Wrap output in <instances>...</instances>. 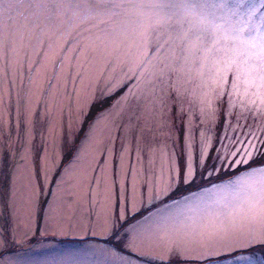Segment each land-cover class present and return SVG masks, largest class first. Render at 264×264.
I'll list each match as a JSON object with an SVG mask.
<instances>
[{
  "label": "rangeland",
  "instance_id": "obj_1",
  "mask_svg": "<svg viewBox=\"0 0 264 264\" xmlns=\"http://www.w3.org/2000/svg\"><path fill=\"white\" fill-rule=\"evenodd\" d=\"M4 15L32 39L6 40L0 60V264H161L154 257L169 248L193 253L209 241H243L245 200L264 175L254 171L264 168V120L238 118L227 96L215 101L214 120L202 115L210 64L203 79L185 66L150 90L151 66L137 67L130 32L101 43L89 23L49 21L27 4L6 3ZM49 45L57 55L46 60ZM134 95L140 112L156 99L168 117L162 127L145 135L129 118ZM249 140L261 146L243 163L238 142ZM189 144L194 177L165 188Z\"/></svg>",
  "mask_w": 264,
  "mask_h": 264
},
{
  "label": "snow or ice",
  "instance_id": "obj_2",
  "mask_svg": "<svg viewBox=\"0 0 264 264\" xmlns=\"http://www.w3.org/2000/svg\"><path fill=\"white\" fill-rule=\"evenodd\" d=\"M6 3L27 4L29 10L34 9L38 16L49 21L67 19L89 23L86 30L96 29L98 34L94 39L101 43L115 42L129 32L137 36V67L151 66L146 84L150 90L167 83L170 74L182 73L185 66H189V73L195 72L203 79L204 67L210 64L212 75L204 80L207 91L199 101L202 115L214 120L215 101L227 96L229 107L239 109L238 118L251 116L264 120V0H0V60L4 58L6 40L15 43L32 39L15 26L12 15L5 18ZM68 36L80 42L71 33ZM16 51L19 54V50ZM36 52L39 54L40 48ZM42 55L47 60L57 53L49 45ZM175 91L182 95L178 89ZM139 100L135 95L129 98V118L140 122L138 126L147 135L154 125L162 127L168 117L162 108H157L155 98L151 107L145 106L140 112ZM164 103L166 101L160 100L161 105ZM238 143L244 146L248 158L243 163H248L264 141L261 144L251 140L246 144ZM67 144L71 153L74 145L71 141ZM188 148L184 166L174 162L163 179L165 188L173 183L187 184L194 177L190 144ZM206 156L207 151L203 150L201 166ZM254 171L264 174V168ZM28 204L31 207L30 199ZM119 219L124 220V216ZM238 230L243 237L239 244L209 241L200 245L202 250H193V253L177 246L154 258L161 264H171L174 258L199 264H214L218 259H227L233 264H264V257L258 256L264 250V175L259 187H252L246 197ZM4 247V239L0 236V250Z\"/></svg>",
  "mask_w": 264,
  "mask_h": 264
},
{
  "label": "trees",
  "instance_id": "obj_3",
  "mask_svg": "<svg viewBox=\"0 0 264 264\" xmlns=\"http://www.w3.org/2000/svg\"><path fill=\"white\" fill-rule=\"evenodd\" d=\"M124 88H126V85H124L123 88L119 89L118 92H117V93H114L113 95H117V96H119V94L122 92V90H123ZM95 113H96V111H93V112H91V113L88 115V119H87V121H85V124H87V123L89 122V120L93 119Z\"/></svg>",
  "mask_w": 264,
  "mask_h": 264
}]
</instances>
